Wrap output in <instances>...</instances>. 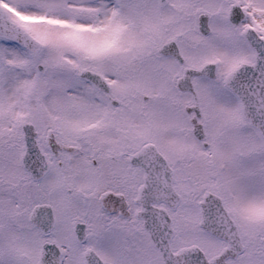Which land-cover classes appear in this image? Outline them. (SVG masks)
Segmentation results:
<instances>
[{"label":"snow or ice","instance_id":"6c2138e0","mask_svg":"<svg viewBox=\"0 0 264 264\" xmlns=\"http://www.w3.org/2000/svg\"><path fill=\"white\" fill-rule=\"evenodd\" d=\"M0 264H264V0H0Z\"/></svg>","mask_w":264,"mask_h":264}]
</instances>
